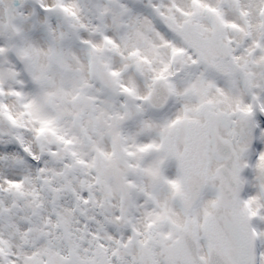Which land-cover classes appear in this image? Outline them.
I'll list each match as a JSON object with an SVG mask.
<instances>
[{
  "label": "snow or ice",
  "instance_id": "obj_1",
  "mask_svg": "<svg viewBox=\"0 0 264 264\" xmlns=\"http://www.w3.org/2000/svg\"><path fill=\"white\" fill-rule=\"evenodd\" d=\"M0 264H264V0H0Z\"/></svg>",
  "mask_w": 264,
  "mask_h": 264
}]
</instances>
